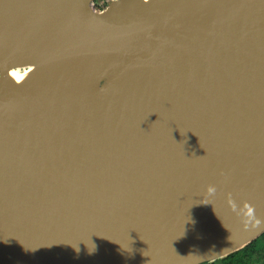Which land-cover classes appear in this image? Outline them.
<instances>
[{
  "label": "water",
  "instance_id": "95a60500",
  "mask_svg": "<svg viewBox=\"0 0 264 264\" xmlns=\"http://www.w3.org/2000/svg\"><path fill=\"white\" fill-rule=\"evenodd\" d=\"M45 58L17 87L0 72V264L56 260L131 217L144 253L212 238L184 264L264 233V196L213 206L264 186V0H0V71ZM223 142L220 164L194 167ZM192 180L198 206L188 191L172 205ZM170 207L200 224L172 235Z\"/></svg>",
  "mask_w": 264,
  "mask_h": 264
},
{
  "label": "bare ground",
  "instance_id": "6f19581e",
  "mask_svg": "<svg viewBox=\"0 0 264 264\" xmlns=\"http://www.w3.org/2000/svg\"><path fill=\"white\" fill-rule=\"evenodd\" d=\"M142 2H147L149 0H141ZM48 62V58L40 59L34 63L27 64L21 67H16L9 70L0 71L5 75V81L8 85L13 87H17L22 85L34 75H36L44 65ZM260 124V123H259ZM258 123L253 127L256 128ZM225 143L221 144V147L225 148ZM220 147V148H221ZM216 150L217 155H211L212 150H204L198 153L196 161L203 156H208L207 160L202 161V164L199 167H203L210 165L209 163H221V156L224 154L223 150ZM229 152V150H227ZM197 152H193L196 154ZM218 160L216 161V158ZM234 169L232 168L228 174L229 177H234ZM130 225L126 229H117L109 230V232L105 233L104 236L95 235L91 240H83L82 243L74 246L69 249L65 254L61 255V257L56 258H47L43 260L42 264H184L187 261V256L189 255L190 249L180 250L178 247H175L176 242L172 241V243H168V246H164L161 250L153 251L148 250L147 252H141V250L135 246L134 248H130L129 242L124 239L125 236H131L132 229L134 226H141L145 223V218H136L131 217ZM226 223L216 228L211 233L214 237L218 234H224L225 231L229 228V225ZM137 226V227H138ZM211 230V229H210ZM138 232V231H137ZM212 235V236H213ZM194 238L193 234L187 238V240L191 241ZM214 239V238H213ZM215 240V239H214ZM128 243V244H127ZM214 242L212 238L205 240L201 239V242L196 243L193 251L209 248V245H212ZM189 247L191 245L189 244ZM232 247L226 248H218L216 253L213 255L224 253L229 251ZM158 249V248H157ZM190 252V253H191ZM188 254V255H187ZM38 264V263H36Z\"/></svg>",
  "mask_w": 264,
  "mask_h": 264
},
{
  "label": "rangeland",
  "instance_id": "374dc122",
  "mask_svg": "<svg viewBox=\"0 0 264 264\" xmlns=\"http://www.w3.org/2000/svg\"><path fill=\"white\" fill-rule=\"evenodd\" d=\"M93 4H94V8L96 10H101L102 8L105 7V0H93ZM218 150V149H217ZM220 150H223L224 151V154H226V151H225V148L221 147ZM211 152V155L215 154L217 155V151H210ZM228 152V151H227ZM233 156H236V154L234 153H231ZM208 156H203L201 157L200 159H198L197 161H195L196 165L194 166L195 168H199V166L202 164V161H207L206 163H208L209 161L207 160ZM218 160V157L216 158V161ZM211 164V163H209ZM258 168V167H257ZM235 170V168H233ZM245 174L246 173H243V177H245ZM264 175V173H263ZM197 180V179H195ZM195 180H192L191 183H186V182H181L180 184V187L178 189H176L175 191V194H174V197L172 198V205H174V203H176L178 200H179V196H178V193L180 191L184 192V191H188L191 193V196L195 197V192L197 190V183L195 182ZM255 180H258V177L255 178ZM264 180V178L262 179ZM212 183H215V184H218V181H216L215 179L212 180ZM254 188H255V185H250L249 187H247L244 192H242V195H247L248 193L250 194L249 197H244V198H241V200H237L238 198V195H231L229 196L228 199H225L223 201H221L219 204H214V209L217 210V209H221L225 206V204L227 203L228 205L231 204V210H229V212H233L234 213H239V214H245V213H252V211L250 210V207L257 201V199H259L260 197L264 196V186H260V188L258 189V191H254ZM216 190L219 192L220 189L218 187V185L216 186ZM203 198V197H202ZM201 197H195V199H193L190 204L192 207H196L198 206V203L202 200ZM261 207V206H260ZM259 207V208H260ZM213 209V208H212ZM234 209V210H233ZM248 209L250 211H248ZM169 212H170V219L172 220L169 224V231L171 233H173L172 235L174 236H177L178 234H183V233H186L187 230H189L191 227H194V228H197L195 225H198L200 224L201 222V217L202 216H188L186 217L187 219L185 221H178L177 220V215H178V212L176 209L174 208H171L168 209ZM207 210V209H206ZM254 211V210H253ZM229 212H225L223 214L224 215H227ZM188 214H191V213H188ZM249 215V214H248ZM222 216V217H223ZM190 220L194 221V224L191 225L189 228H182L183 225L185 224H188L187 222H189ZM197 222V223H196ZM264 242H259L258 245L254 246V250H257L259 248H264ZM256 257L253 258L254 261ZM220 260V259H219ZM219 260H216L215 262L219 261ZM213 262V263H215ZM211 263V264H213ZM253 264H258L257 262H254Z\"/></svg>",
  "mask_w": 264,
  "mask_h": 264
},
{
  "label": "trees",
  "instance_id": "16d2710c",
  "mask_svg": "<svg viewBox=\"0 0 264 264\" xmlns=\"http://www.w3.org/2000/svg\"><path fill=\"white\" fill-rule=\"evenodd\" d=\"M260 241L264 242V233L244 249L235 252L213 264H253L254 262H257L258 264H264V248H259L257 250L253 249L254 246L258 245ZM254 257H256V261L253 260Z\"/></svg>",
  "mask_w": 264,
  "mask_h": 264
},
{
  "label": "built area",
  "instance_id": "2783aa9c",
  "mask_svg": "<svg viewBox=\"0 0 264 264\" xmlns=\"http://www.w3.org/2000/svg\"><path fill=\"white\" fill-rule=\"evenodd\" d=\"M103 9V8H102Z\"/></svg>",
  "mask_w": 264,
  "mask_h": 264
}]
</instances>
